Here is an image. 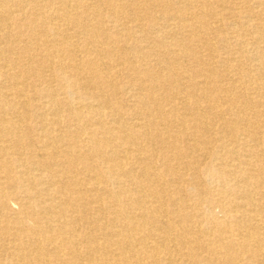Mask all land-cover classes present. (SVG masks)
Instances as JSON below:
<instances>
[{"label": "bare ground", "instance_id": "obj_1", "mask_svg": "<svg viewBox=\"0 0 264 264\" xmlns=\"http://www.w3.org/2000/svg\"><path fill=\"white\" fill-rule=\"evenodd\" d=\"M0 264H264V0H0Z\"/></svg>", "mask_w": 264, "mask_h": 264}]
</instances>
